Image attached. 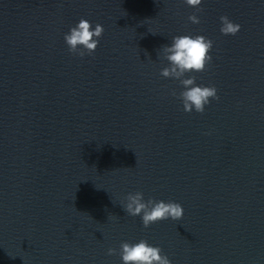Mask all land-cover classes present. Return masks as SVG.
<instances>
[{"label": "water", "instance_id": "obj_1", "mask_svg": "<svg viewBox=\"0 0 264 264\" xmlns=\"http://www.w3.org/2000/svg\"><path fill=\"white\" fill-rule=\"evenodd\" d=\"M199 8L0 0V264H123L108 249L141 239L172 264H264V0ZM82 18L105 29L83 58L64 39ZM177 35L214 41L207 70L188 74L218 89L203 114L160 75ZM136 191L183 218L144 228L121 206Z\"/></svg>", "mask_w": 264, "mask_h": 264}, {"label": "clouds", "instance_id": "obj_2", "mask_svg": "<svg viewBox=\"0 0 264 264\" xmlns=\"http://www.w3.org/2000/svg\"><path fill=\"white\" fill-rule=\"evenodd\" d=\"M184 2L190 7L203 11L199 8L203 0H184ZM188 19L194 24L201 22L200 17L196 14L190 15ZM220 21V31L225 36H235L241 30L242 26L233 22L227 15L221 16ZM104 31L103 25L97 23L93 29L90 21L82 18L76 26L70 29L69 33L65 34L64 39L69 52L81 58L86 55H93ZM213 47L214 41L204 35H177L172 38L171 45H164L158 50V55L162 50V58L169 62V66L164 67L160 75L179 81L184 89L179 94L176 90H172L171 95L182 101L185 112L192 113L195 111L203 114L206 105H209L212 99L217 101L220 99L218 89L214 85H199L195 75H188L189 73L207 70L208 65L213 60L210 54ZM121 206L127 215L140 216L144 228H149L152 224L169 218L179 221L184 216V208L180 203L157 201L155 198L146 201L144 193L141 191L128 193ZM117 254L120 255L123 264H172V261L160 247L152 246L144 239L137 243L122 242L119 253L116 248L108 249V255Z\"/></svg>", "mask_w": 264, "mask_h": 264}]
</instances>
